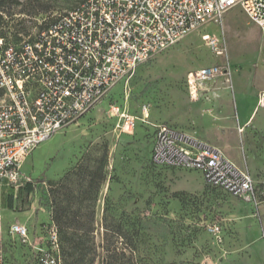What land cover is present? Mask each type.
Returning <instances> with one entry per match:
<instances>
[{
	"label": "rangeland",
	"instance_id": "374dc122",
	"mask_svg": "<svg viewBox=\"0 0 264 264\" xmlns=\"http://www.w3.org/2000/svg\"><path fill=\"white\" fill-rule=\"evenodd\" d=\"M1 1L0 36L17 43L81 0ZM207 33L220 39L221 53ZM216 62L231 66L230 81L209 84L193 100L188 73ZM263 88L264 29L239 6L142 64L128 85L118 84L22 161V173L37 183L25 205L3 188L4 264H37L34 245L59 206L67 211L60 222L65 264H264ZM116 108L135 116L133 132L120 131ZM162 122L221 147L249 170L258 203L207 184L198 169L154 163ZM15 222L28 227V242L9 232Z\"/></svg>",
	"mask_w": 264,
	"mask_h": 264
},
{
	"label": "built area",
	"instance_id": "2783aa9c",
	"mask_svg": "<svg viewBox=\"0 0 264 264\" xmlns=\"http://www.w3.org/2000/svg\"><path fill=\"white\" fill-rule=\"evenodd\" d=\"M238 6L264 29V0H81L34 37L14 43L0 36V184L17 192L30 182L35 191L37 183L22 173L21 163L39 143L78 121L118 84L128 85L142 64L202 25L222 22ZM203 38L222 52L219 38L208 33ZM231 76L224 62L192 70L189 94L197 100L209 84ZM258 107L264 108V90ZM116 114L120 131L133 132L135 116L120 108ZM152 158L159 165L198 169L207 184L258 203L251 173L221 147L184 129L157 124ZM9 232L30 239L23 223H13ZM3 235L0 213V264ZM34 249L37 264H64L52 218Z\"/></svg>",
	"mask_w": 264,
	"mask_h": 264
},
{
	"label": "trees",
	"instance_id": "16d2710c",
	"mask_svg": "<svg viewBox=\"0 0 264 264\" xmlns=\"http://www.w3.org/2000/svg\"><path fill=\"white\" fill-rule=\"evenodd\" d=\"M2 7V1L0 2V9ZM1 37H4L1 35ZM154 146V145H153ZM153 154V147H152V151H151ZM151 159L152 161L154 162L153 158H152V155H151ZM155 163V162H154ZM157 164V163H156ZM94 173L91 172L90 174V178L92 180H94ZM92 182V181H91ZM34 191V186L32 183L28 182L26 183L25 185L23 186H20L18 191H17V198L19 200V203L20 205H25L27 202H28V198L30 196V194ZM12 201H13V197H11V201L10 203L12 204ZM59 209V211H58ZM57 209V212L56 214H54V216L52 217V219L56 222V224L58 225L59 227V232H60V238H61V244H62V235H61V219H62V216L66 215L67 216V211H64L65 210V207L64 206H59V208ZM58 212H60V214L58 215ZM62 254H63V262L65 264V257H64V251H63V244H62ZM112 257V256H111ZM114 257V255H113ZM108 264H114V262L112 261H109Z\"/></svg>",
	"mask_w": 264,
	"mask_h": 264
},
{
	"label": "crops",
	"instance_id": "0c3cea01",
	"mask_svg": "<svg viewBox=\"0 0 264 264\" xmlns=\"http://www.w3.org/2000/svg\"><path fill=\"white\" fill-rule=\"evenodd\" d=\"M261 90H264V88H263V89H260L259 92H260ZM259 92H258V94H259ZM256 109H257V108H256ZM256 109H254V111H255ZM252 116H253V115H251L250 118L248 119V121L245 123V125L242 126L243 128H246V125H247V124H251V118H252ZM248 171H249V170H248ZM249 172H250V171H249ZM251 175H252V174H251ZM252 177H253V175H252ZM6 186H7V184H5V183L0 184V193H2L3 188L5 189ZM15 197H17V194L15 195ZM10 201H11V198L9 199V205L12 207L13 201H12V204L10 203Z\"/></svg>",
	"mask_w": 264,
	"mask_h": 264
}]
</instances>
